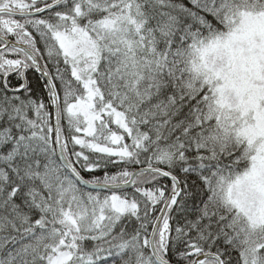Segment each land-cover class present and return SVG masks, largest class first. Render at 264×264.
<instances>
[{
    "label": "snow or ice",
    "instance_id": "1",
    "mask_svg": "<svg viewBox=\"0 0 264 264\" xmlns=\"http://www.w3.org/2000/svg\"><path fill=\"white\" fill-rule=\"evenodd\" d=\"M0 264H264V0H0Z\"/></svg>",
    "mask_w": 264,
    "mask_h": 264
}]
</instances>
